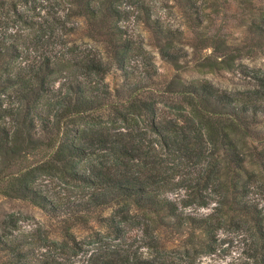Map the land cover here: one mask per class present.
<instances>
[{
    "label": "trees",
    "instance_id": "16d2710c",
    "mask_svg": "<svg viewBox=\"0 0 264 264\" xmlns=\"http://www.w3.org/2000/svg\"><path fill=\"white\" fill-rule=\"evenodd\" d=\"M251 56L264 0H0V264H264Z\"/></svg>",
    "mask_w": 264,
    "mask_h": 264
},
{
    "label": "rangeland",
    "instance_id": "374dc122",
    "mask_svg": "<svg viewBox=\"0 0 264 264\" xmlns=\"http://www.w3.org/2000/svg\"><path fill=\"white\" fill-rule=\"evenodd\" d=\"M227 27L226 29L233 31L232 33L235 36H238L240 34V30L242 29V26L235 25L236 23H232L230 21H226ZM144 35V42L147 44L148 49L153 53V58L156 66L161 72H169L172 70V66L164 61L158 52L155 51L148 43H149V38L148 34L146 32L143 33ZM208 53V50H203L202 52ZM242 62L245 65H248L249 67L252 66H261L264 64V59L260 56H251V57H246L242 59ZM230 74H226V77H229ZM12 210H15L18 213H21L23 215H29V218H26L25 221H23L25 227L33 226L38 222H44L45 220V215L44 213L36 207H32L28 205L27 203L24 202H16L12 204ZM221 238V245L218 249L217 252L211 255H207L202 257L201 261L202 264H227L229 261H231L232 256H235V247L233 245H229V237L226 236L225 234L220 235Z\"/></svg>",
    "mask_w": 264,
    "mask_h": 264
}]
</instances>
